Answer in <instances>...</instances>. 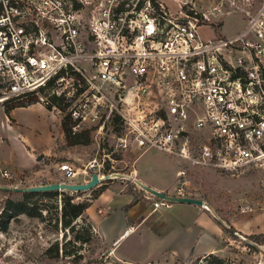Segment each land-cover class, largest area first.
I'll use <instances>...</instances> for the list:
<instances>
[{
    "label": "built area",
    "instance_id": "1",
    "mask_svg": "<svg viewBox=\"0 0 264 264\" xmlns=\"http://www.w3.org/2000/svg\"><path fill=\"white\" fill-rule=\"evenodd\" d=\"M172 1L177 13L162 0H0V104L50 91L40 102L61 98L73 135L113 126L117 149L185 163L179 180L264 165V1L237 34L208 40L198 29L214 22ZM58 171V183L77 173L69 163ZM105 176L141 189L130 175ZM178 183L165 194L189 198ZM169 204L155 198L152 209Z\"/></svg>",
    "mask_w": 264,
    "mask_h": 264
},
{
    "label": "rangeland",
    "instance_id": "2",
    "mask_svg": "<svg viewBox=\"0 0 264 264\" xmlns=\"http://www.w3.org/2000/svg\"><path fill=\"white\" fill-rule=\"evenodd\" d=\"M162 1L170 12H178L177 3L172 0ZM184 1L191 3L188 6H194L196 12L206 14L214 22V27L198 29L199 37L208 40L237 34L243 28L248 13L254 12L264 0ZM187 8L189 7H184L185 11ZM49 93L50 91L41 92L27 99L0 104V171L6 170L13 176L6 179L0 175V186L26 188L40 181L48 183L52 181L47 180H61L58 166L63 163L72 165L79 174L77 177L84 176V170L89 174L99 171L104 176L110 172L130 175V166L142 152L117 149L114 142L119 131L113 126H109L103 135L95 133L93 129L72 135V123L68 118L66 105L63 102H50L47 106L40 102V98ZM25 150L31 153L30 156ZM38 156H41L39 161L36 160ZM147 157L161 166L165 183L171 182L172 179H168L172 169L185 168V163L157 150L150 151L141 164ZM92 164L95 169L89 170ZM101 164L103 169H99L98 165ZM178 181H186V194L204 201L209 211L218 220L224 221L222 225L226 224L235 231L230 233L224 227L222 251L217 256L225 259L228 264H264V165L248 167L234 175L192 169L187 171L185 179H176L175 187L179 185ZM103 182L109 183L108 180ZM114 182L121 180L118 178ZM133 192L138 194L137 191ZM140 194L135 196L139 197ZM81 195L77 199L79 202L91 198L90 191L82 192ZM6 198L18 200L21 193L0 190V210L2 201ZM243 206H249V211L240 213ZM50 217L51 213L43 222L25 215L12 219L7 230L0 231V264H184L165 259L123 260V254L118 256L107 252V246L94 230L95 239L81 251L82 259L75 262L72 257H64L61 249L67 253L75 252L73 237L77 229L64 230L60 224L54 225ZM235 233H239L241 237ZM56 242L59 256L53 258L46 251L53 249ZM127 242L132 240L126 241L124 246L128 245ZM128 255L132 257L134 254ZM195 260L186 264H192Z\"/></svg>",
    "mask_w": 264,
    "mask_h": 264
},
{
    "label": "crops",
    "instance_id": "3",
    "mask_svg": "<svg viewBox=\"0 0 264 264\" xmlns=\"http://www.w3.org/2000/svg\"><path fill=\"white\" fill-rule=\"evenodd\" d=\"M150 151L152 150L142 152L134 160L129 168L130 176L155 191L170 194L175 188L181 169H172L168 179L172 180L165 183L160 165L154 164L148 157L141 164ZM25 152L30 156V152ZM78 175L70 179L69 184H84L89 181L87 176L77 177ZM47 181L52 182H44L43 185L58 183L59 180ZM108 181V184L100 182L92 189L98 191L97 198L92 201L84 216L107 246L110 255L123 254L122 259L128 261L165 259L186 264L209 254L218 255L222 251L224 227L228 226L222 225L224 221L218 220L208 208L170 203L166 208L153 211L152 202L155 198L139 189L133 182ZM133 191L141 194L139 197L135 196L138 194ZM230 222L233 223V220ZM235 235L241 237L239 233ZM129 239L132 242H127L128 245L124 246Z\"/></svg>",
    "mask_w": 264,
    "mask_h": 264
},
{
    "label": "trees",
    "instance_id": "4",
    "mask_svg": "<svg viewBox=\"0 0 264 264\" xmlns=\"http://www.w3.org/2000/svg\"><path fill=\"white\" fill-rule=\"evenodd\" d=\"M30 96L31 95L28 97ZM50 102L59 104L62 102V99L52 96L50 97ZM75 135L78 134H74V136ZM97 192L91 190V198L89 200H82L81 202L77 199L82 196V192L69 194L55 190L38 193H24L21 194V198L18 200L6 198L2 201L0 210V231L5 232L10 221L19 215H25L29 218H37L43 222L45 217L51 213L52 217L50 218L53 219L54 225L60 224L62 229H68L69 231L77 229L73 237L75 252L67 253L66 250H63V248L61 249L64 257H72L73 261L77 262L82 259L81 251L84 247L92 243L95 239L92 224L87 220L84 214L91 206L92 201L97 198ZM7 193L13 192L9 191ZM79 221L81 222L80 224ZM228 231L230 233L235 232L232 228H228ZM53 246V249H48L46 254L49 256L51 254L53 258H57L59 256L58 243L56 242ZM248 247L253 248L249 245ZM192 264L228 263L225 259L215 254H209L204 257L197 258Z\"/></svg>",
    "mask_w": 264,
    "mask_h": 264
},
{
    "label": "water",
    "instance_id": "5",
    "mask_svg": "<svg viewBox=\"0 0 264 264\" xmlns=\"http://www.w3.org/2000/svg\"><path fill=\"white\" fill-rule=\"evenodd\" d=\"M37 161L41 160V156H38L36 158ZM110 178L108 176H104L103 180H109ZM102 180H99L97 174H92L90 181L84 184H68V183H53V184H47V185H41V186H31L26 188H7L0 186L1 191L9 192L12 191L13 193H38V192H47V191H59V192H86L92 190L94 187H96ZM136 184L146 193L150 194L154 198L162 199L165 201H168L170 203H185V204H192L199 207L204 206L203 201L194 199V198H188V197H173L166 195L165 193H161L158 191H155L143 183L136 181Z\"/></svg>",
    "mask_w": 264,
    "mask_h": 264
},
{
    "label": "bare ground",
    "instance_id": "6",
    "mask_svg": "<svg viewBox=\"0 0 264 264\" xmlns=\"http://www.w3.org/2000/svg\"><path fill=\"white\" fill-rule=\"evenodd\" d=\"M77 174V173H76ZM76 174L74 175V177L76 176ZM112 177H115V176H112ZM104 179V178H103ZM205 206V205H204ZM207 208V206H205Z\"/></svg>",
    "mask_w": 264,
    "mask_h": 264
}]
</instances>
